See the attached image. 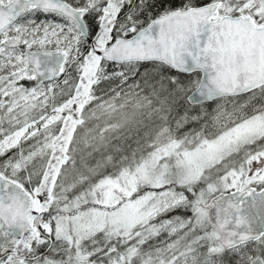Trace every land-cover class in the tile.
Returning <instances> with one entry per match:
<instances>
[{
    "label": "snow or ice",
    "instance_id": "6c2138e0",
    "mask_svg": "<svg viewBox=\"0 0 264 264\" xmlns=\"http://www.w3.org/2000/svg\"><path fill=\"white\" fill-rule=\"evenodd\" d=\"M0 264H264V0H0Z\"/></svg>",
    "mask_w": 264,
    "mask_h": 264
},
{
    "label": "trees",
    "instance_id": "16d2710c",
    "mask_svg": "<svg viewBox=\"0 0 264 264\" xmlns=\"http://www.w3.org/2000/svg\"><path fill=\"white\" fill-rule=\"evenodd\" d=\"M187 127H188V128H198L199 125H198V124H190V125H188ZM185 130H187V129H185ZM171 215H187V213H182V212H180V213H173V214H171Z\"/></svg>",
    "mask_w": 264,
    "mask_h": 264
},
{
    "label": "rangeland",
    "instance_id": "374dc122",
    "mask_svg": "<svg viewBox=\"0 0 264 264\" xmlns=\"http://www.w3.org/2000/svg\"><path fill=\"white\" fill-rule=\"evenodd\" d=\"M163 238H165V237H161V239H163Z\"/></svg>",
    "mask_w": 264,
    "mask_h": 264
}]
</instances>
